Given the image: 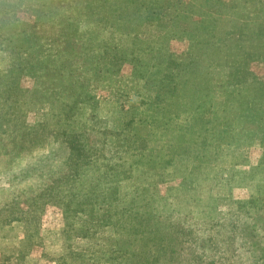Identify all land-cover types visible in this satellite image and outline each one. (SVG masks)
Instances as JSON below:
<instances>
[{
  "label": "rangeland",
  "instance_id": "obj_1",
  "mask_svg": "<svg viewBox=\"0 0 264 264\" xmlns=\"http://www.w3.org/2000/svg\"><path fill=\"white\" fill-rule=\"evenodd\" d=\"M194 22L198 35H181ZM157 48L176 60L196 54V71L182 67V89L200 84L208 113L142 108L153 91L133 77L128 54ZM248 100L260 102L257 113L241 107ZM64 113L90 147L72 171L49 132ZM150 113L148 126L129 122ZM217 119L226 122L222 142L202 148L196 134ZM30 127L36 139L18 143ZM43 153L54 156L44 175L10 183L3 174ZM46 178L63 182L35 195ZM127 209L149 217L150 235L156 225L166 232L168 264H252L238 231L264 263V0H0V264L64 255L60 264H114L132 235L110 212Z\"/></svg>",
  "mask_w": 264,
  "mask_h": 264
},
{
  "label": "trees",
  "instance_id": "obj_2",
  "mask_svg": "<svg viewBox=\"0 0 264 264\" xmlns=\"http://www.w3.org/2000/svg\"><path fill=\"white\" fill-rule=\"evenodd\" d=\"M187 4L189 5V3ZM178 11L179 9H176L173 11L172 13L173 17L178 18L181 16V14ZM176 25L177 24L175 23V26ZM191 29L193 31L189 32V30H187L186 27H181L180 29V32H182L181 35H184V33H188V34L190 33L192 38H194L193 32H197V35H198V24L194 22L192 24ZM136 35H139V33H136ZM156 50H158V48L152 51H150L149 49L148 52L140 58L135 57L133 53L128 54L130 56L128 61L136 62L133 64L134 66L132 65L133 77L134 76L139 77L141 79L140 81L142 82L143 86L147 88L149 91H153V93L151 95H148L146 99H142L141 101L142 108L149 112H152L154 109L159 110V112L162 111L161 113H157L159 115H162L164 109L168 108L167 106H170L173 104L177 107V105L184 104L187 107L184 109L189 111V113L194 112L195 110H196V113H199V112L208 113L210 111L211 103H208V102L206 103L202 99L203 98L202 94H205V93H203L202 86L200 84H198L196 87L191 85L190 88L187 90L182 89V86L186 84V82L184 81L185 80L184 78H188V77L183 76L182 67L193 64L195 66V69H193V71L191 72L193 73L194 71H196L198 67V64L196 65V61L194 59L195 57H197L196 54H193L189 51L188 53H184L186 56L185 60H180V59L176 60L174 59L175 56L171 58L170 57L171 54L169 55L167 53L163 54L159 50L158 51ZM99 57L102 58V56L100 55L98 56L96 54L93 56V58H99ZM120 58L123 60L126 59L123 56H121ZM190 68L191 66H187V69L190 70ZM196 80L199 81V78H196ZM184 92H187V93L185 96H182ZM249 101L250 100L243 101L242 103L239 102V103L242 104L241 107H243V104H246L247 102L248 104L246 105V107L252 108V111L254 113H257L256 110H258V108H260L261 106L260 102L258 101L249 102ZM224 104H225V101L223 105ZM72 108L73 107L71 106V109ZM222 113L223 114L220 115L219 117L225 116L224 108L222 109ZM70 116H71L70 114L64 113V115L61 116L58 121H56L55 126L52 127V129L49 132L52 136H54L56 140L55 143H57L56 146L59 148L61 146L63 149H65L66 155L63 158V161H66L69 159L71 160L72 163H74V166H73L70 163H68V161L66 162V164L69 167V171H72L78 167L79 160H81L83 157H87L88 154H90L88 153L90 150V147L85 142L87 137L82 131L80 130L73 131L70 129V125L68 123H65L66 121L67 122L73 121V118H71ZM150 116H151V113L145 116H140L139 119L133 118L129 122H132V124H134L133 122H139L140 124L144 123L145 125L148 126L147 123H148V119ZM254 116L260 118V116H256V115ZM155 119H159L161 123H163L165 119V115L162 117V119L160 117L159 118L155 117ZM215 122L217 124L216 125L212 124L213 125L212 130H209L207 131V133H203L201 135H199L198 133L196 134L195 139H199L200 145L202 148H205V146L208 144H213L214 146H216V145H219L220 142H222L223 138H222L221 132L225 128L226 122H224V119H221V120L217 119ZM45 123H47L46 120L42 122V124H45ZM193 123L194 121H192V125ZM62 124L64 127H61ZM56 125H60V127L59 126L56 127ZM132 126L135 127V125H132ZM36 129L37 128L30 127L29 129L19 133L18 143L24 142V141L33 142V140L36 139V134H37ZM87 129H91V128H87ZM86 130L84 132H86ZM6 135L8 136V138H10L15 134H12V133L10 134L7 132ZM212 138H213L214 143H212L211 141ZM175 143L176 145L174 146V148L176 146H179L178 142H175ZM23 146L25 145L18 144V147H23ZM56 149H57L56 147L52 148V150H56ZM173 154L182 156L185 154V150L184 151L174 150ZM192 154H195V153H192ZM53 157H54L53 153H47V154L43 153V155H40L39 157L36 158V159H39L37 160L38 163H35V162L29 163L26 166L20 168V170L18 171L17 170L16 171L6 170L4 171L3 174H6L8 176V178L10 179L9 180L10 183H12L15 180L18 181L25 175L30 174L31 172H34L38 176L44 175L46 173V170L43 168V165L45 164L46 161L49 162L50 164V160ZM75 172L77 173L78 171H75ZM57 182L58 183L52 182L50 184V181L48 182V178H46L34 189V191L36 192L35 195H38V196L43 195L45 197L51 196L53 193V190L55 188H58L60 186L59 183L60 182L62 183L63 181H57ZM114 199H115V195H112L110 200L114 201ZM80 210L82 211L86 210V212H89L88 209H80ZM110 213L111 215H113L114 213L116 214L115 220L117 222L122 220L120 224H125L128 226V228L125 231L126 233H128L129 238H131L130 234L132 235L131 241L130 239L128 240L129 245L127 247L122 248V245H120L115 249L114 255L117 257L114 256V259L112 258L114 264H168L169 263V262L166 263L165 260L160 259L161 252L162 251H163L162 253L166 252L167 247L169 246L168 243H163L161 240L162 237L165 238L164 234L166 232H161L160 225H156L155 227V229L159 230L158 233L156 235H150L149 229L147 228L149 225V220H148L149 217L147 215H144L142 212H139L136 209H133V210L127 209L125 211H120V212L118 210H114L113 212H110ZM105 216H109L108 213L103 214L101 217L105 219L107 218ZM105 221L107 220L105 219ZM102 222L104 221L102 220ZM234 234L235 232L233 233V235ZM236 235L238 236L237 239H239V245H241V248L245 250L246 252H248L251 256H253L252 261H251L252 264H264L262 262V259L258 257L257 253H255L254 255L250 253L249 251L250 248L248 244L251 242L246 240L245 238L246 232L241 231L240 233L238 231ZM155 239L157 240L156 242H155ZM133 240H135L136 242V247L138 248L139 246L138 249H135L133 247L132 245L134 244ZM222 242L226 243L227 240L225 239ZM155 243L156 245L153 246ZM252 244L254 245V243ZM152 248H156V249H154V251L151 252ZM66 256L67 255L59 256L58 258H56L58 259L56 263L60 264L59 261L63 262V260H66ZM170 259H172V257H170ZM176 263H178V261H176ZM81 264H88V263L81 262Z\"/></svg>",
  "mask_w": 264,
  "mask_h": 264
}]
</instances>
